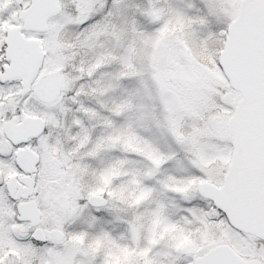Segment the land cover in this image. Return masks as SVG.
Here are the masks:
<instances>
[{
	"label": "snow or ice",
	"instance_id": "obj_1",
	"mask_svg": "<svg viewBox=\"0 0 264 264\" xmlns=\"http://www.w3.org/2000/svg\"><path fill=\"white\" fill-rule=\"evenodd\" d=\"M0 264H264V0H0Z\"/></svg>",
	"mask_w": 264,
	"mask_h": 264
}]
</instances>
